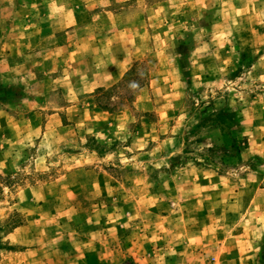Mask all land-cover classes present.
I'll return each instance as SVG.
<instances>
[{"label": "rangeland", "instance_id": "374dc122", "mask_svg": "<svg viewBox=\"0 0 264 264\" xmlns=\"http://www.w3.org/2000/svg\"><path fill=\"white\" fill-rule=\"evenodd\" d=\"M194 236L264 264V0H0V264Z\"/></svg>", "mask_w": 264, "mask_h": 264}, {"label": "crops", "instance_id": "0c3cea01", "mask_svg": "<svg viewBox=\"0 0 264 264\" xmlns=\"http://www.w3.org/2000/svg\"><path fill=\"white\" fill-rule=\"evenodd\" d=\"M170 246L172 248L169 254L173 261L169 264H204L203 259H198V257H195L197 255L193 253L195 247L204 246L195 236L187 242H177Z\"/></svg>", "mask_w": 264, "mask_h": 264}]
</instances>
